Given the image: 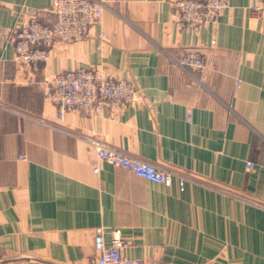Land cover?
I'll return each mask as SVG.
<instances>
[{"label": "crops", "instance_id": "crops-1", "mask_svg": "<svg viewBox=\"0 0 264 264\" xmlns=\"http://www.w3.org/2000/svg\"><path fill=\"white\" fill-rule=\"evenodd\" d=\"M50 1L0 0V264H90L98 229L147 262L264 264V8L249 11L260 0H227L214 27L180 23L170 0H100L85 38L21 69L7 35L20 9L49 21ZM185 48L202 69L176 63ZM80 66L130 79L140 101L57 119L46 83ZM85 137L194 180L142 179L97 160Z\"/></svg>", "mask_w": 264, "mask_h": 264}, {"label": "built area", "instance_id": "built-area-1", "mask_svg": "<svg viewBox=\"0 0 264 264\" xmlns=\"http://www.w3.org/2000/svg\"><path fill=\"white\" fill-rule=\"evenodd\" d=\"M170 2L177 11L180 23L196 27L206 23L214 27L217 16L228 7L227 0ZM103 6L100 0H51L48 12L52 18L49 21L42 20L38 10L20 9L7 35L13 43L17 66L34 70L39 62L46 60L54 43L85 38L89 27L100 21ZM263 8L264 0H260L250 6L249 11L259 15ZM176 63L184 70H200L204 66V55L199 49L185 48ZM46 97L55 106L57 119L62 120L70 111L91 115L101 113L104 108L114 111L122 105L134 106L140 101L141 93L130 79L107 75L99 67L80 66L53 75L46 83ZM84 140L93 147L97 160L120 167L142 179L166 187L175 180L180 190L186 182L194 180L184 171L133 157L99 139L85 137ZM246 166L250 168L252 163L247 162ZM97 170L95 166L94 171ZM128 244L129 241L123 239L117 229L111 231V240L106 244L98 229L93 238L94 255L90 264H161L125 256L123 249Z\"/></svg>", "mask_w": 264, "mask_h": 264}, {"label": "rangeland", "instance_id": "rangeland-1", "mask_svg": "<svg viewBox=\"0 0 264 264\" xmlns=\"http://www.w3.org/2000/svg\"><path fill=\"white\" fill-rule=\"evenodd\" d=\"M56 117H57V115H56Z\"/></svg>", "mask_w": 264, "mask_h": 264}]
</instances>
